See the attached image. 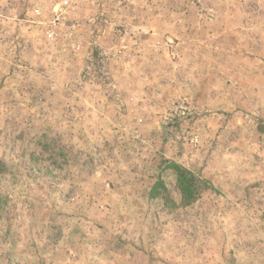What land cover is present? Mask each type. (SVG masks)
Segmentation results:
<instances>
[{
	"label": "rangeland",
	"instance_id": "1",
	"mask_svg": "<svg viewBox=\"0 0 264 264\" xmlns=\"http://www.w3.org/2000/svg\"><path fill=\"white\" fill-rule=\"evenodd\" d=\"M0 264H264V0H0Z\"/></svg>",
	"mask_w": 264,
	"mask_h": 264
},
{
	"label": "trees",
	"instance_id": "2",
	"mask_svg": "<svg viewBox=\"0 0 264 264\" xmlns=\"http://www.w3.org/2000/svg\"><path fill=\"white\" fill-rule=\"evenodd\" d=\"M180 186L184 192L192 191L193 190V184L189 180H185L181 177L180 179Z\"/></svg>",
	"mask_w": 264,
	"mask_h": 264
},
{
	"label": "built area",
	"instance_id": "3",
	"mask_svg": "<svg viewBox=\"0 0 264 264\" xmlns=\"http://www.w3.org/2000/svg\"><path fill=\"white\" fill-rule=\"evenodd\" d=\"M64 5L67 6L68 8H71L69 1H65ZM46 36L49 40L53 41L56 38V33L53 30H48V31H46Z\"/></svg>",
	"mask_w": 264,
	"mask_h": 264
}]
</instances>
